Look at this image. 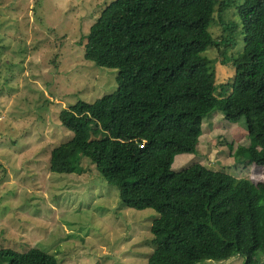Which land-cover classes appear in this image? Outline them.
Segmentation results:
<instances>
[{"label": "trees", "instance_id": "obj_1", "mask_svg": "<svg viewBox=\"0 0 264 264\" xmlns=\"http://www.w3.org/2000/svg\"><path fill=\"white\" fill-rule=\"evenodd\" d=\"M232 1L223 2L220 12ZM218 3L107 5L89 24L85 61L117 70L118 89L65 111L72 138L51 153L53 173L81 175L94 167L118 189L123 206L159 215L148 264H220L235 256L245 264L264 263V184L201 165L173 170L179 155L197 153L204 121L216 112L234 124L245 120L259 147L246 156L239 149L235 157L264 166V0H243L235 9L241 28L235 22L223 26L224 55L238 46L239 35L245 48L231 59L233 83L221 91L205 56L220 46L209 31ZM0 264L60 261L38 249L2 250Z\"/></svg>", "mask_w": 264, "mask_h": 264}, {"label": "rangeland", "instance_id": "obj_2", "mask_svg": "<svg viewBox=\"0 0 264 264\" xmlns=\"http://www.w3.org/2000/svg\"><path fill=\"white\" fill-rule=\"evenodd\" d=\"M112 1L0 0V251L38 249L60 264H148L155 251L156 212L123 206L118 189L94 167L59 176L50 166L52 151L72 138L65 111L118 89L117 70L85 61L89 24ZM223 2L209 30L220 46L205 53L219 91L233 83L231 59L245 48L239 35L238 46L224 55L223 26L241 28L235 9L243 0L221 13ZM258 147L245 120L234 124L216 112L204 121L197 153L179 155L173 170L201 165L260 186L264 166L235 157L239 149L246 156ZM245 262L235 256L220 264Z\"/></svg>", "mask_w": 264, "mask_h": 264}]
</instances>
